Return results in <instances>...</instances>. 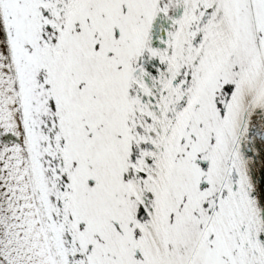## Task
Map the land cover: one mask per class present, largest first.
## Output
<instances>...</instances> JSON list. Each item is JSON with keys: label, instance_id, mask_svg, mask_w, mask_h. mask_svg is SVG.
I'll list each match as a JSON object with an SVG mask.
<instances>
[{"label": "snow or ice", "instance_id": "1", "mask_svg": "<svg viewBox=\"0 0 264 264\" xmlns=\"http://www.w3.org/2000/svg\"><path fill=\"white\" fill-rule=\"evenodd\" d=\"M0 264H264V0H0Z\"/></svg>", "mask_w": 264, "mask_h": 264}]
</instances>
